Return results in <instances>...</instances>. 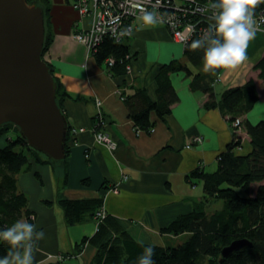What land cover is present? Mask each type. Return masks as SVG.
Instances as JSON below:
<instances>
[{"label":"crops","instance_id":"0c3cea01","mask_svg":"<svg viewBox=\"0 0 264 264\" xmlns=\"http://www.w3.org/2000/svg\"><path fill=\"white\" fill-rule=\"evenodd\" d=\"M39 2L46 8V30L51 37L44 57L60 90L67 93L61 106L69 127L83 130L70 131L62 182L58 183L53 173L46 177L43 172L47 167L39 162L18 175L23 184L18 183L19 188L31 195L27 203L31 214L23 217L20 228L35 234L37 241L30 255L24 252L0 260V264H98V247L91 238L81 242L84 236L97 232L92 214L95 207L85 211L80 221L68 223L60 204L68 198L102 199L113 235L121 229L142 242L165 244L172 233L161 228L189 212L205 193L204 180L188 179L187 175L199 166L207 172L218 168L220 152L235 135L232 121L220 106L205 107L209 93L192 89V76L174 71L170 78L179 100L171 113L162 120L153 112L154 130L137 131L126 96L144 87L151 99H156L160 68L173 59L186 60L185 47L167 26L138 19L133 35L125 40L130 48V69L114 73L107 62L97 61L85 43L73 35L78 27L90 25V15H84L76 28L79 11L71 0ZM232 44L235 52L217 74L220 79L213 77V89L218 99L230 86L254 78L259 99L243 118L255 123L264 117V79L257 65L264 57V30L237 25L232 31ZM191 67L194 72L210 70V66L206 70ZM98 127L116 143L115 148L96 138ZM11 132L0 135V146L8 143ZM239 132L242 147L236 150L247 152L251 149L250 135L243 126ZM198 135L203 140L192 143ZM36 172L43 174L41 181L34 176H38ZM112 184L117 185V192L109 190ZM113 222L116 226L110 224ZM29 236L25 245L30 242Z\"/></svg>","mask_w":264,"mask_h":264},{"label":"trees","instance_id":"16d2710c","mask_svg":"<svg viewBox=\"0 0 264 264\" xmlns=\"http://www.w3.org/2000/svg\"><path fill=\"white\" fill-rule=\"evenodd\" d=\"M248 6L254 15L264 12V0H243L238 9L239 16L236 17L247 15ZM226 22L225 28L210 40L194 35L184 50L186 60L173 59L162 65L156 76V99H151L144 87L136 88L134 93L126 96L129 114L137 131L151 132L156 120L153 112L157 118L164 120L179 100L170 78L171 73L185 71L193 78L190 84L192 89L198 88L209 93L206 108L220 106L232 123L236 118L242 120L241 126L234 128L235 135L227 148L220 152L218 168L207 172L199 166L187 175L188 179L204 180V195L189 212L179 214L167 227L161 228L166 233L180 235L186 232L190 235L178 245L145 243L121 229L113 235L106 223L107 220L111 222L110 215H107L96 221V234L84 236L81 241L91 238L98 247L95 255L98 264H264V119L254 123L243 118L259 99L258 87L255 79L250 78L245 83L230 86L217 99L212 84L213 77L218 79L217 74L235 52L232 44L233 22ZM50 40L47 34L45 49L51 44ZM92 53L101 63H108L106 58L112 57L114 63H108V67L114 73L129 71L130 48L125 40L116 41L105 35L92 48ZM209 57V71H193L191 66L200 68ZM257 65L260 68L259 76L264 79V57ZM65 94L59 84L57 95L60 105ZM242 126L250 135L251 149L247 152L236 150L242 147L239 132ZM11 129L15 131V136ZM70 130L69 127L65 146L67 152ZM10 132L12 135L11 138L7 137L8 143L0 146V260L16 258L24 252L27 256L33 251L37 236L20 228V221L25 215L30 216L31 212L27 206L29 197L19 188L18 175L23 170L31 169L33 162H50L30 147L14 123H5L0 127V135H10ZM37 174L40 176V173ZM215 200H222L223 203L210 210L209 205ZM102 202V199L93 198L60 200L68 223L80 221L85 211L93 207L97 210ZM110 224L115 225L114 222ZM104 233L107 236H103ZM29 234L30 242L25 245ZM246 237L253 245L237 249L221 260V250L225 245L235 238Z\"/></svg>","mask_w":264,"mask_h":264},{"label":"water","instance_id":"95a60500","mask_svg":"<svg viewBox=\"0 0 264 264\" xmlns=\"http://www.w3.org/2000/svg\"><path fill=\"white\" fill-rule=\"evenodd\" d=\"M45 18L39 0H0V127L14 123L31 148L64 165L69 123L44 57ZM251 245L247 237L235 238L221 260Z\"/></svg>","mask_w":264,"mask_h":264},{"label":"built area","instance_id":"2783aa9c","mask_svg":"<svg viewBox=\"0 0 264 264\" xmlns=\"http://www.w3.org/2000/svg\"><path fill=\"white\" fill-rule=\"evenodd\" d=\"M71 1L79 11L80 19L76 21V28L84 15L92 17L88 27H78L73 33L74 37L85 43L91 52L95 44L101 41L105 35L116 41L131 37L137 28L136 21L138 19H142V22L150 19L154 23L167 26L173 38L184 47L194 35L200 36L203 40H210L225 28L226 21L233 22V24L231 23L233 27L243 25L256 31L264 30V12L254 15L250 10V6H248L249 13L247 15L236 17L239 16L237 15L238 9L241 7L243 0H227L225 2L218 0ZM106 60L109 64L114 63L112 57H107ZM127 68L129 70L130 65ZM233 121L234 128L241 126L242 120L240 118ZM101 123L99 124L101 125ZM77 130H83V127L72 128L70 131L77 133ZM95 134L98 140L104 141L111 148H115L116 143L104 130L98 127ZM202 140L203 136L198 135L191 142L198 143ZM117 188L116 184H112L109 190L114 191ZM94 215L97 220L105 217V205L102 204L101 207H98Z\"/></svg>","mask_w":264,"mask_h":264},{"label":"rangeland","instance_id":"374dc122","mask_svg":"<svg viewBox=\"0 0 264 264\" xmlns=\"http://www.w3.org/2000/svg\"><path fill=\"white\" fill-rule=\"evenodd\" d=\"M87 47V46H86ZM210 60H211V58L209 57V58H207L206 59V61H205V63L202 65V66H200V68H202V69H204V70H206L207 68H208V66H209V62H210ZM264 119V117L261 119V120H263ZM240 136H242V135H240ZM42 165L43 166H45L46 165V169L44 170V172H43V174L46 176V177H49V176H53V174L55 175V177H56V179L58 180V183H60V182H62L63 181V167H64V165L62 164V163H59V162H56V163H54V162H45V163H42ZM52 169V170H51ZM34 170H36V169H34ZM22 172L23 171H21V172H19V177L22 175ZM35 171H33V173H34ZM39 173V172H38ZM53 173V174H52ZM43 174H40V176L38 175H36V174H34V176L39 180V181H41L42 180V175ZM21 181H20V178H19V180H18V183H19V185H22V187H23V184H21L20 183ZM32 183V182H31ZM33 189V188H32ZM118 190L116 189V190H114V192H117ZM25 193L28 195V197L30 198V194H29V192L28 191H26L25 190ZM220 203L222 204L223 202H222V200H220V201H214V202H212V204H210L209 205V207H210V210H212L213 208H215V207H219L220 206ZM208 210H209V208H208ZM209 210V211H210ZM107 215H110V214H108L107 213V211H106V216ZM95 220H97V219H95ZM170 233V232H169ZM190 235V233H186V232H183L182 234H180V235H175V234H173L172 233V235L169 237V239L165 242L168 246H169V244H171V245H178V243H180L181 241H183L187 236H189ZM152 242V241H151ZM154 243H156V242H154ZM163 245V244H162ZM64 258H67L68 256H63ZM61 261H62V259H61Z\"/></svg>","mask_w":264,"mask_h":264},{"label":"clouds","instance_id":"9594fccd","mask_svg":"<svg viewBox=\"0 0 264 264\" xmlns=\"http://www.w3.org/2000/svg\"><path fill=\"white\" fill-rule=\"evenodd\" d=\"M218 77V76H217ZM220 79V78H219Z\"/></svg>","mask_w":264,"mask_h":264}]
</instances>
